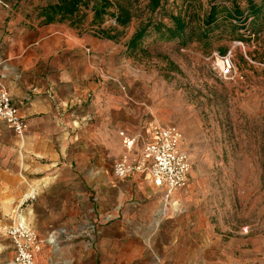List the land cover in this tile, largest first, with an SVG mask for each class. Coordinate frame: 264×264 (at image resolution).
I'll use <instances>...</instances> for the list:
<instances>
[{
    "label": "crops",
    "instance_id": "obj_1",
    "mask_svg": "<svg viewBox=\"0 0 264 264\" xmlns=\"http://www.w3.org/2000/svg\"><path fill=\"white\" fill-rule=\"evenodd\" d=\"M32 12L18 0H0V77L27 123L19 135L0 120V264L13 263L5 227L20 218L41 242L34 264H191L200 231L178 211L162 217L163 202L127 210L120 232L121 180L113 171L123 155L120 132L137 138L139 152L153 128L118 117L131 114L125 95L132 90L119 68L130 40L124 46L117 35L105 38V27L45 24ZM128 176L146 196L160 193L150 175ZM65 187L77 193L57 200ZM88 208L102 228L81 220Z\"/></svg>",
    "mask_w": 264,
    "mask_h": 264
},
{
    "label": "rangeland",
    "instance_id": "obj_2",
    "mask_svg": "<svg viewBox=\"0 0 264 264\" xmlns=\"http://www.w3.org/2000/svg\"><path fill=\"white\" fill-rule=\"evenodd\" d=\"M57 1L18 4L41 21V9ZM88 1V8L63 22L81 30L115 27L124 46L147 28L136 48L119 59L122 82L132 91L125 95L131 114L118 117L134 128L141 121L146 127L177 124L181 148L192 161L188 185L167 204L163 189L146 196L129 176L119 178L120 232L127 210L139 213V203L163 202L162 217L178 211L200 231L191 264H264V0H162L157 8L151 0ZM119 4L133 16L126 26L115 25ZM175 17L185 23L183 31ZM228 55L235 72L224 79L217 63ZM57 190V200H66L78 189ZM85 219L95 230L105 225L92 208ZM62 225L78 229L77 222L64 219Z\"/></svg>",
    "mask_w": 264,
    "mask_h": 264
},
{
    "label": "built area",
    "instance_id": "obj_3",
    "mask_svg": "<svg viewBox=\"0 0 264 264\" xmlns=\"http://www.w3.org/2000/svg\"><path fill=\"white\" fill-rule=\"evenodd\" d=\"M217 63L220 77L230 79L235 72L231 56H222ZM0 120L17 134L22 135L27 123L20 115L17 105L0 77ZM124 153L114 166V173L119 178L138 172L148 174L155 185L164 191L167 204L173 194L185 188L190 179L192 161L189 154L181 148L182 130L175 124H156L151 130V138L139 152L135 151L137 138L125 131L120 132ZM15 249L12 264H34L35 255L41 249V242L36 231L26 220L5 227Z\"/></svg>",
    "mask_w": 264,
    "mask_h": 264
},
{
    "label": "trees",
    "instance_id": "obj_4",
    "mask_svg": "<svg viewBox=\"0 0 264 264\" xmlns=\"http://www.w3.org/2000/svg\"><path fill=\"white\" fill-rule=\"evenodd\" d=\"M162 0H151L152 7L157 8L160 6ZM89 7L88 0H58L55 3H50L43 7L39 12V18L42 23L48 24L53 22H63L66 19L74 17L82 8ZM118 13H116V23L121 26H126L132 20V14L130 10L124 4H119ZM98 14L99 12L96 11ZM178 22L179 28L183 31L185 29V23L180 17H175ZM115 29L101 28L100 34L105 38H112L116 36ZM147 28L144 27L136 32V34L129 41V48L134 50L140 40L146 35Z\"/></svg>",
    "mask_w": 264,
    "mask_h": 264
}]
</instances>
